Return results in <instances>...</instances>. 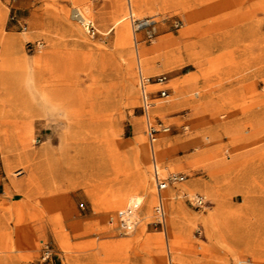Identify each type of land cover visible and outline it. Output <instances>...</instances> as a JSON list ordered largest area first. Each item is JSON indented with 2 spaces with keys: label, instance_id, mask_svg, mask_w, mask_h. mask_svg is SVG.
<instances>
[{
  "label": "rangeland",
  "instance_id": "rangeland-1",
  "mask_svg": "<svg viewBox=\"0 0 264 264\" xmlns=\"http://www.w3.org/2000/svg\"><path fill=\"white\" fill-rule=\"evenodd\" d=\"M41 240L50 264H264V0H0V264H46Z\"/></svg>",
  "mask_w": 264,
  "mask_h": 264
},
{
  "label": "built area",
  "instance_id": "built-area-1",
  "mask_svg": "<svg viewBox=\"0 0 264 264\" xmlns=\"http://www.w3.org/2000/svg\"><path fill=\"white\" fill-rule=\"evenodd\" d=\"M85 31L90 36H94L98 33V29L92 23H87L85 25ZM149 79L150 78H144L141 76L139 77V91H140L141 109L146 118L147 135H148V141H149V146H150L151 159L153 157L152 173H153L155 189L157 191V196H158V204H157L158 206L157 208H155V212L157 216L159 217L158 223H160L161 228L164 229L165 222H164L163 206H162V200H161V192L164 189H166L167 186L183 181L184 175H182L181 173H169L167 176L163 177L158 172L157 164L155 163V159H154L155 158L154 151H153L154 150L153 146H154V141H155L154 135H156L159 131H168L170 129V126L164 124L162 121H156L155 123H151V121L148 119V111L152 105V100L154 98L166 96L168 89L167 88L159 89L157 90V93L159 95L153 96L154 92L149 91L147 89V85L152 84L149 82ZM153 79H154L153 83L155 84H164L167 82V77L165 74H158L154 76ZM204 202L205 201L203 197H199L195 201V204L198 206H201L202 204H204ZM115 218L120 228H122L123 230H128V228H130L127 222L129 219H127V213L124 209H118L115 212ZM54 255L55 253L52 247L50 246V244L48 243V241L41 240L39 261L41 263L50 264L53 261Z\"/></svg>",
  "mask_w": 264,
  "mask_h": 264
},
{
  "label": "bare ground",
  "instance_id": "bare-ground-1",
  "mask_svg": "<svg viewBox=\"0 0 264 264\" xmlns=\"http://www.w3.org/2000/svg\"><path fill=\"white\" fill-rule=\"evenodd\" d=\"M76 11H78L76 14H75V17L77 18V19H79V22H80V24L82 25V27L84 28V30H85V25L87 24V23H92L93 24V22H91V20H89V19H87L86 18V16L77 8V10ZM142 77V76H141ZM152 84H155V83H152ZM155 157V156H154ZM152 159H153V157H152ZM155 159V158H154ZM155 163H156V160H155ZM157 164V163H156ZM157 168H158V165H157ZM158 172H159V174H161L160 173V171H159V168H158ZM162 175V174H161ZM152 176H153V173H152ZM163 177H165V176H163ZM154 181V180H153ZM165 190V189H164ZM163 190V191H164ZM197 198H199V197H197ZM197 198L195 199V201L197 200ZM161 200H162V206H163V214H164V204H163V198H162V192H161ZM157 204H158V198H157ZM158 206V205H157ZM157 206H156V208H157ZM136 208H137V205H136V203H134V202H131L130 204H129V211H127L126 213H127V219H130L132 216H133V214H135V210H136ZM129 221V220H128ZM127 221V222H128ZM130 227V226H129ZM133 227V226H132ZM132 227H130V228H128V230H130Z\"/></svg>",
  "mask_w": 264,
  "mask_h": 264
}]
</instances>
